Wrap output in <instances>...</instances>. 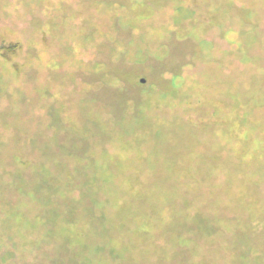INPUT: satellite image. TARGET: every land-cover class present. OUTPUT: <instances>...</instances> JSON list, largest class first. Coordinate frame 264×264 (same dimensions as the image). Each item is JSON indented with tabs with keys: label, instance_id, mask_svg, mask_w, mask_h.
Returning a JSON list of instances; mask_svg holds the SVG:
<instances>
[{
	"label": "rangeland",
	"instance_id": "1",
	"mask_svg": "<svg viewBox=\"0 0 264 264\" xmlns=\"http://www.w3.org/2000/svg\"><path fill=\"white\" fill-rule=\"evenodd\" d=\"M0 264H264V0H0Z\"/></svg>",
	"mask_w": 264,
	"mask_h": 264
},
{
	"label": "water",
	"instance_id": "2",
	"mask_svg": "<svg viewBox=\"0 0 264 264\" xmlns=\"http://www.w3.org/2000/svg\"><path fill=\"white\" fill-rule=\"evenodd\" d=\"M142 82L144 83L145 81H144V80H142Z\"/></svg>",
	"mask_w": 264,
	"mask_h": 264
}]
</instances>
